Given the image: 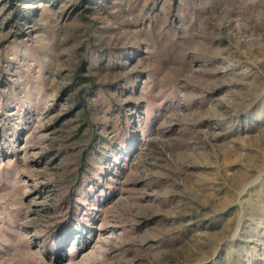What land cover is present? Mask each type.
Segmentation results:
<instances>
[{"label": "rangeland", "instance_id": "obj_1", "mask_svg": "<svg viewBox=\"0 0 264 264\" xmlns=\"http://www.w3.org/2000/svg\"><path fill=\"white\" fill-rule=\"evenodd\" d=\"M0 264H264V0H0Z\"/></svg>", "mask_w": 264, "mask_h": 264}]
</instances>
